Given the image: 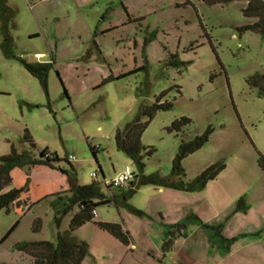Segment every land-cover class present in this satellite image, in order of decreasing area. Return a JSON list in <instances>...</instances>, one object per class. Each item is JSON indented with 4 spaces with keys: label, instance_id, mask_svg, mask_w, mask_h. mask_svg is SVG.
<instances>
[{
    "label": "rangeland",
    "instance_id": "374dc122",
    "mask_svg": "<svg viewBox=\"0 0 264 264\" xmlns=\"http://www.w3.org/2000/svg\"><path fill=\"white\" fill-rule=\"evenodd\" d=\"M4 7L14 11L13 19ZM244 7L241 1L208 5L202 0H60L51 8H30L26 0H0V158L11 150L24 154V161L40 159L42 151L56 156L50 166L10 168L11 183L0 193L19 194L7 213L0 211V264H31V257L16 249L18 244L55 243L57 232L68 230L70 215L63 216L59 226L55 216L62 210L59 197L65 202L77 182L96 183L111 201L96 207L95 222L122 225L138 246L149 237L144 241L149 250L159 242L161 225L150 233L130 211L155 204L147 198L151 187L142 186L137 195L126 198V205H116L111 196L123 189H111L110 195L100 171L110 181L129 166L136 176L133 186L138 187L141 170L116 149L114 135L162 92V102L172 107L158 111L142 133L145 151H153L151 156L142 152V174L170 175L180 142L210 128L205 145L182 161L185 176L180 181L189 183L218 162L225 169L193 195L196 199L181 206L183 213L208 225L222 222L239 241L230 257L221 258L222 246L211 256L205 228L187 219L172 250L176 257L169 263L264 264V169L259 161L264 157V96L247 83L264 72V38L237 31L252 22L243 17ZM6 30L11 41L4 52ZM23 62L52 63L47 91ZM182 117L190 124L178 134L167 133L166 128ZM90 147H98L95 157ZM68 156L74 161L68 162ZM94 172L97 178H91ZM240 198L244 211L235 210ZM237 213L241 215L236 219ZM72 236L88 246L81 264L137 263L132 250L92 223ZM211 243L220 246L215 236ZM140 251L147 252H134L138 256Z\"/></svg>",
    "mask_w": 264,
    "mask_h": 264
},
{
    "label": "trees",
    "instance_id": "16d2710c",
    "mask_svg": "<svg viewBox=\"0 0 264 264\" xmlns=\"http://www.w3.org/2000/svg\"><path fill=\"white\" fill-rule=\"evenodd\" d=\"M235 1L245 3V7L242 10L243 17L248 21H252L238 27L237 31L239 33L252 32L264 38V0H202V2L208 5H225ZM4 10L8 12L10 14V18L13 19L15 14L14 11L7 7H4ZM2 36L3 40L1 48L5 52V45L11 41V38L9 37L7 30L3 31ZM23 66L29 73L37 78L41 87L47 91V76L48 72L52 68V63L29 64L23 62ZM120 78L121 77L117 79ZM106 81L107 80L104 79L102 84H105ZM247 83L251 88L257 90L259 96H264V72L249 77L247 79ZM165 93L166 92H162L151 106L142 107L135 119L128 123L124 129L116 130L114 135L115 147L118 151L125 154L126 157L135 163L141 170L138 186L151 185L155 187L177 189L188 193L202 191L209 181L215 179L225 169V164L223 162H218L210 165L191 182L184 183L180 181V179L185 176L181 163L186 157L205 145L208 141L210 133L212 132L210 128H208L202 135L196 136L191 141L184 142L182 140L180 142L177 152L172 159L171 173L169 176L163 177L156 173L148 176L142 174L144 168V164L142 162V152L145 151V147L141 144V136L158 111H167L172 107L171 103L167 101L162 102V98L165 97ZM189 124L190 120L182 117L174 120L170 126L166 128V131L169 134H178ZM24 138H29L30 140V137L27 134H25ZM30 142L33 146L32 141ZM90 149L92 155L95 157L98 148L90 147ZM152 153L153 151L149 149L145 151L147 156H151ZM46 154L49 153L42 151L40 153V159L30 160L29 158H26L27 161H24V154L18 155L14 150H11L8 155L2 156L0 158V192L3 187L11 183L9 172L12 166L19 165L23 167L25 165L37 164L50 166V162L52 160H56V156L49 154L51 158H45ZM259 161L263 162L260 166L264 169V157L260 155ZM70 192L71 195L66 198L65 202L62 197H59L62 201V210L57 212L55 216V224L56 226H59L61 218L66 215H70L68 230L65 233L57 232L55 243L39 241L21 243L16 246L18 251L31 257V264H81L88 255V246L84 242L75 240L72 235L78 228L89 223L96 225L100 230L108 233L124 246L129 245V233L123 229L122 225L94 221L95 215H93V211L96 212V207L111 203L109 199L100 193L96 183L93 182L89 185H78L76 183ZM133 192L134 191H131L129 196L132 195ZM18 194L19 192L17 190L0 193V211L4 210L7 213L10 210V207L16 202ZM129 196L125 197V200L121 203L126 205V198ZM113 203L118 205L117 201L115 202L113 200ZM245 208L246 206L244 204V200L240 198L235 206V210L244 211L246 210ZM130 211L138 217L143 216L141 211L134 208L130 207ZM187 219L197 222L199 221L198 218L193 215ZM203 227L205 229L212 230L215 235L219 237V241L226 244V247L228 248L235 241V239L226 240L221 237V226L215 228L207 226ZM37 229L38 223L33 230L37 231ZM184 229V222L171 226L166 233L167 241H165L164 245L168 248L172 242V237L175 234L182 235V231Z\"/></svg>",
    "mask_w": 264,
    "mask_h": 264
},
{
    "label": "crops",
    "instance_id": "0c3cea01",
    "mask_svg": "<svg viewBox=\"0 0 264 264\" xmlns=\"http://www.w3.org/2000/svg\"><path fill=\"white\" fill-rule=\"evenodd\" d=\"M59 1L60 0H51V1L47 2V3H43V5H45V8H51V7L56 6L59 3ZM96 48H97V46H96ZM37 55H39V54H37ZM44 63H47V62H44ZM111 78H112V81L115 80L114 79L115 76L112 75ZM100 172L102 174L103 180H105L104 173H102V171H100ZM116 174L117 173H114V176ZM167 176H169V175H167ZM167 176H163V177H167ZM135 177L136 176L134 175V178ZM132 180L128 184V186L123 189V191H119L118 193H115L113 196H111L112 201L113 200L115 202L117 201V203L123 202L125 200V197L129 196V194H130L131 191H134V192L129 197H133V196H135V195L138 194V192L140 191V189L142 188V186H138V187L135 188L133 186V181ZM77 184H78V182H77ZM147 187H151V188H149L150 190H147V192H148L147 193L148 194L147 195V198H148L149 202H153L155 204L153 206H149L148 209H146V208L143 209L144 211L142 209H138L137 208L136 210L141 211L143 213V215L145 217H147V219L145 217L139 218L138 216H135V217H138V218H135V220L138 222L139 219H140L141 221H139V223H141L142 226L143 225L144 226H148L149 228H147V230H148V232L150 231V233L153 230V228H156L155 226L161 225L162 230L159 232L161 234V236H159V242H157L156 245L153 246L151 248V250H149V249L146 248V245H145V242H144L145 239H149V241H150V238L149 237L144 236L143 242L142 243H139V246H138V245H136L135 239L132 236L129 235L130 236V241H129V245L126 246V247H128L130 250L133 251L131 253V255L133 257L132 258L133 259L132 261L136 260V262L138 264H148V262H146V260L144 259L145 256L149 257L150 260H153V261L158 262L159 264H170L169 262H171V261L173 262L174 261V258L176 257L175 255H173L174 252L172 251L173 250V247L175 246V243L177 241L176 237L182 236L184 234V230L186 229V227L182 231V235L175 234L172 237V242H171V244H170V246L168 248L164 245L165 244V241H167L166 233H167V231L169 230V228L171 226H173V225H175L177 223H180V222H184V221L187 220V218H189L191 216L190 215L191 213H187V214L186 213H183L184 207H182L181 205H183V203L185 201L189 200V199H196L195 196H193V195H195L196 193L198 194V193L204 191L205 190V187H204V189L202 191L194 192V193H188V192H184V191L177 190V189H172V188L155 187V186H151V185H149ZM107 191H109V194L112 195V193H110V190H107ZM248 207H249V209H248V211L244 215H247L250 212V210H251L250 209V205ZM167 212H169V215H168ZM237 214L238 215H237L236 219L238 217H240V215H241L240 213H237ZM157 215L159 217H157ZM96 216H97V213H96L95 217ZM168 218H170V219H168ZM173 218H175V219L173 220ZM197 218H198L199 221L197 222V221H194L193 220L192 221V224L195 223L202 230L204 229L203 226H207V227H210V228L211 227L212 228H215V227L221 226L220 235H221L222 238H224L226 240H230V239H235L236 237H238V235L237 236H231L229 233H227V230L228 229L224 226V224L222 222L219 223L218 226L208 225L205 222H202L199 217H197ZM124 221H125V219H124ZM99 222H102V221H99ZM123 229L125 231L129 232L126 228L123 227ZM204 231H206V234H208V236H209L208 237V253H209V250H211L213 248L212 249V252H211V256H213V254L216 251L217 252L220 251L221 250L220 248L222 246V248L224 249L223 250L224 251V254L221 253L222 254L221 255V258L230 257L234 253V251H233L234 247H238L239 246V243H238L239 241H234L230 245V247L228 248V247H226V244L221 243L219 241V237H217V235H215V233L212 230L205 229ZM214 236L217 238V241L220 243V246L219 247H216V246L213 247L214 245L211 243V238H213ZM258 242H261L260 239L257 240V242L254 241V240H252L251 242H249L247 244H244L241 247H245L246 245L247 246L248 245L251 246V245H253L255 243H258ZM138 248H142V249L146 250L147 252L146 253H142L140 251L139 252L140 254H138V256H137V253H135L134 251H137ZM170 254H171V256L168 257ZM218 257H220V256H218ZM107 258H108V256L107 257L102 256V259L104 261ZM223 260L224 259H222L221 261H223Z\"/></svg>",
    "mask_w": 264,
    "mask_h": 264
},
{
    "label": "built area",
    "instance_id": "2783aa9c",
    "mask_svg": "<svg viewBox=\"0 0 264 264\" xmlns=\"http://www.w3.org/2000/svg\"><path fill=\"white\" fill-rule=\"evenodd\" d=\"M29 7L32 8L36 4H43L47 3L51 0H26ZM39 55H37L38 57ZM98 148V147H96ZM45 158H51L49 154L45 155ZM68 162H73L74 157L68 156ZM91 178H97V172L91 173ZM134 178V173L131 171L129 166H125L120 172H118L110 181L103 180V185L106 187L107 190L111 189H124L128 186L131 180ZM93 215H96L95 211H93Z\"/></svg>",
    "mask_w": 264,
    "mask_h": 264
}]
</instances>
